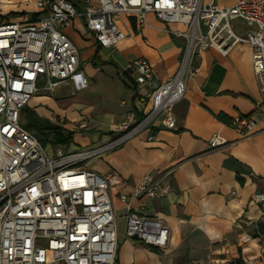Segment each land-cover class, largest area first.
Here are the masks:
<instances>
[{"label": "built area", "instance_id": "built-area-1", "mask_svg": "<svg viewBox=\"0 0 264 264\" xmlns=\"http://www.w3.org/2000/svg\"><path fill=\"white\" fill-rule=\"evenodd\" d=\"M31 1L41 13L35 20L0 21V264H115L116 217L109 188L116 175L110 171L101 176L86 164L142 133L152 141L158 126L175 130L172 108L199 71V53L209 48L225 54L239 43L250 47L259 104L264 106V0H235L231 7H219L217 0H96L85 1L81 10L68 0ZM149 15L184 41L173 75L159 81L145 57L133 59L126 70L142 110L125 113L111 128L115 136L104 143L72 151L55 146L47 152L20 124V114L38 91L53 92L63 85L73 92L86 88L78 50L64 29L73 19H83L93 41L107 49L125 38L117 25L122 16L141 28L150 25ZM229 125L244 138L256 122L236 116ZM225 144L218 133L207 140L209 150ZM165 193L145 175L129 197L119 199L127 203L128 198ZM251 203L264 215V192L254 193ZM168 235L160 219L127 207V239L163 250Z\"/></svg>", "mask_w": 264, "mask_h": 264}, {"label": "crops", "instance_id": "crops-1", "mask_svg": "<svg viewBox=\"0 0 264 264\" xmlns=\"http://www.w3.org/2000/svg\"><path fill=\"white\" fill-rule=\"evenodd\" d=\"M68 1L78 10L85 1L94 2ZM9 13L22 15L7 21H33L31 15L39 12L31 0H0V15ZM148 21L150 25L138 28L131 17L122 16L117 25L125 38L107 49L93 41L83 19H73L64 29L78 50L87 86L73 92L63 85L27 104L38 118L72 132L64 149L104 143L115 136L111 128L125 113L142 110L126 70L130 61L145 57L159 81L175 72L184 41L166 33L152 15ZM196 63L198 73L172 108L175 130L158 126L152 141L142 133L86 164L101 176L110 171L116 175L109 195L116 217L115 264H264V215L251 203L254 193L264 192V106L259 104L251 49L244 43L225 54L209 48ZM236 116L256 122L247 137L240 138L230 127ZM215 133L226 144L209 150L207 140ZM145 175L166 193L122 203L119 196L129 197ZM127 207L168 227L165 249L124 236Z\"/></svg>", "mask_w": 264, "mask_h": 264}, {"label": "trees", "instance_id": "trees-1", "mask_svg": "<svg viewBox=\"0 0 264 264\" xmlns=\"http://www.w3.org/2000/svg\"><path fill=\"white\" fill-rule=\"evenodd\" d=\"M22 15V13H9L7 15H0V21L8 20L9 18ZM41 13H33L32 19H36ZM20 124L29 132L37 134V139L41 141L50 140L53 146H62L67 148L70 143L72 132L66 131L63 128L57 127L48 121L38 118L32 109L25 106L20 114ZM42 135V137H38Z\"/></svg>", "mask_w": 264, "mask_h": 264}, {"label": "rangeland", "instance_id": "rangeland-1", "mask_svg": "<svg viewBox=\"0 0 264 264\" xmlns=\"http://www.w3.org/2000/svg\"><path fill=\"white\" fill-rule=\"evenodd\" d=\"M91 1H96V0H91ZM93 2V3H94ZM217 3L218 5H229V4H232L233 3V0H217ZM235 24H239L238 22L235 23ZM165 27V26H164ZM37 86H40V84H38ZM46 93H50V92H44V91H38L34 94L33 97H37V96H40L42 94H46ZM32 97V98H33ZM28 104V103H27ZM28 106V105H26ZM43 120V119H42ZM59 124V122H58ZM32 134L37 137V134L33 133ZM38 137H42V135H38ZM40 142V141H39ZM40 144L42 145V147L47 151V152H50L52 150V148L54 147L53 144H51L50 140H47V141H41ZM109 195H110V188H109ZM260 243H264V239H260Z\"/></svg>", "mask_w": 264, "mask_h": 264}]
</instances>
